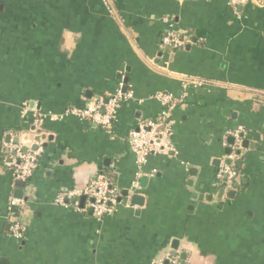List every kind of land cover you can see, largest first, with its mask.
I'll return each instance as SVG.
<instances>
[{
	"label": "crops",
	"instance_id": "0c3cea01",
	"mask_svg": "<svg viewBox=\"0 0 264 264\" xmlns=\"http://www.w3.org/2000/svg\"><path fill=\"white\" fill-rule=\"evenodd\" d=\"M169 19L186 39L181 50L162 45ZM157 93L178 102L173 150L150 157L133 189L128 136L162 115ZM116 94L129 99L111 132L63 116ZM238 128L246 136L228 186L216 173ZM10 142L41 151L20 198L5 165ZM97 174L120 193L113 214L95 217L85 197L77 209L55 204ZM10 197L21 200V241L10 235ZM168 257L264 264V0H0V264Z\"/></svg>",
	"mask_w": 264,
	"mask_h": 264
},
{
	"label": "built area",
	"instance_id": "2783aa9c",
	"mask_svg": "<svg viewBox=\"0 0 264 264\" xmlns=\"http://www.w3.org/2000/svg\"><path fill=\"white\" fill-rule=\"evenodd\" d=\"M249 0H229L232 6L242 5ZM171 20H165L169 25L166 31L162 45L173 49L174 51L181 50L186 42V39L173 28ZM200 85L197 81H190L188 84ZM121 99H129V96L122 97L121 94H116L105 99H99L90 104L83 110L69 109L63 116L75 117L82 121H89L98 125L103 130L111 132L113 125L117 119L118 111L120 109ZM163 107L162 115L156 120H147L138 123L136 127L129 132L128 144L131 152L135 157V164L137 167L136 180L133 184V189H139L138 177L142 174V167L147 163L148 159L153 156L163 155L173 150V143L171 141L172 124L170 120V113L178 104L173 95L168 93H157L154 96ZM25 110H28L25 105ZM35 125L40 126L41 120L35 119ZM236 143L230 146L232 155L229 156L231 163H221L217 169L216 178L221 184L232 186L238 178V173L235 170L236 161L240 159L238 149H240L239 142L246 136L242 128H238L229 133ZM9 148L13 152V156L5 162V165L12 171L14 182H22L25 185L34 174L39 157L40 150H23L19 144L9 143ZM80 197L89 199L90 209L97 218L113 214L118 205H120V193L111 184L110 179L103 174H97L90 179L83 189L69 191L64 195L58 196L55 204L60 207L78 208L77 200ZM21 203L14 197L9 199V221H10V235L13 239L21 241L26 231V224L22 222L19 216L14 215V208ZM159 264H181L175 258L168 257L165 262Z\"/></svg>",
	"mask_w": 264,
	"mask_h": 264
},
{
	"label": "water",
	"instance_id": "95a60500",
	"mask_svg": "<svg viewBox=\"0 0 264 264\" xmlns=\"http://www.w3.org/2000/svg\"><path fill=\"white\" fill-rule=\"evenodd\" d=\"M17 142V141H16ZM230 143H233L234 142V140L233 139H230V141H229ZM224 163H226V164H230L231 163V160L230 159H225V161H224ZM237 166H240V164L239 163H237ZM145 181V180H144ZM24 186H25V184L24 183H22V182H15V187L16 188H18L19 189V191H18V193H17V195H16V198H20L21 197V195H22V190H23V188H24ZM127 193L125 192L124 193V195H126ZM132 199H131V201L133 202V203H136V204H138V203H141V201H142V198L141 197H138V196H132L131 197ZM177 244V241H174V248H175V245ZM182 257L184 256V255H181Z\"/></svg>",
	"mask_w": 264,
	"mask_h": 264
},
{
	"label": "trees",
	"instance_id": "16d2710c",
	"mask_svg": "<svg viewBox=\"0 0 264 264\" xmlns=\"http://www.w3.org/2000/svg\"><path fill=\"white\" fill-rule=\"evenodd\" d=\"M235 170L237 171V173L239 174V167L235 165Z\"/></svg>",
	"mask_w": 264,
	"mask_h": 264
}]
</instances>
